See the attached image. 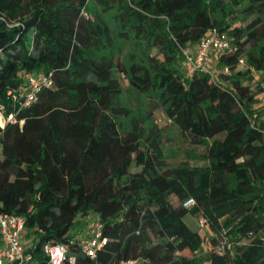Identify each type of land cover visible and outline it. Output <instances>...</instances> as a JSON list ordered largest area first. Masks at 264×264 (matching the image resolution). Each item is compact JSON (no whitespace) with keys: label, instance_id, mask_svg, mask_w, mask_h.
<instances>
[{"label":"trees","instance_id":"trees-1","mask_svg":"<svg viewBox=\"0 0 264 264\" xmlns=\"http://www.w3.org/2000/svg\"><path fill=\"white\" fill-rule=\"evenodd\" d=\"M243 1L258 13L245 26L231 19ZM90 4L113 11L112 26L88 17ZM261 12L264 0H0L4 116L16 110L7 91L24 87L26 73L52 78L0 126V211L24 218L23 236L40 264H50L41 249L47 242L65 244L73 264H264V106L255 107L244 82L264 73ZM211 28L232 36L236 50L218 54L212 74H188L182 49ZM118 41L135 43L143 57L128 67L115 62ZM240 57L246 67L237 66ZM115 71L151 94L191 143L208 146L206 166L166 165L160 136L146 133L120 101ZM189 197L195 203L185 207ZM200 213L204 235L185 221ZM79 215L96 216L108 239L95 258L73 239ZM228 225L230 240L236 233L247 242L208 252ZM150 232L160 241L150 242Z\"/></svg>","mask_w":264,"mask_h":264},{"label":"built area","instance_id":"built-area-1","mask_svg":"<svg viewBox=\"0 0 264 264\" xmlns=\"http://www.w3.org/2000/svg\"><path fill=\"white\" fill-rule=\"evenodd\" d=\"M236 50V45L228 34L219 32L216 28H211L208 33L194 45L192 49L182 50L183 66L188 74L196 70L213 73V56L220 53H232ZM209 62L212 63L209 65ZM238 67H246V61L243 57L238 59ZM224 72H229L227 65L223 66ZM25 86L19 89H9L7 95L11 99L16 110L4 116L3 106L0 105V116L6 122H14L15 114L22 108H25L38 99L39 92L52 86L51 73L28 72L24 75ZM2 125V127L4 126ZM1 156V150H0ZM195 201L192 197L183 201L185 207H191ZM205 219L200 216L199 223L203 225ZM25 221L22 216L0 211V264H40L34 258L33 253L29 250L28 245L22 241ZM102 223L96 217L88 223L87 232L78 233L73 239L78 243L83 254L90 258H95L100 250L105 248L108 239L103 235ZM215 242L206 247L208 252L224 253L234 248L232 242L225 232L221 231L214 234ZM50 264L75 263L76 256L68 252V248L63 243H44L41 247ZM119 264H145L139 258L123 259Z\"/></svg>","mask_w":264,"mask_h":264},{"label":"rangeland","instance_id":"rangeland-1","mask_svg":"<svg viewBox=\"0 0 264 264\" xmlns=\"http://www.w3.org/2000/svg\"><path fill=\"white\" fill-rule=\"evenodd\" d=\"M248 3L243 1L241 4L234 6L231 10L233 16L231 19L235 20V23L241 26H245L253 20L257 19L258 13L256 12H247ZM226 12H229L230 8L228 5L225 7ZM261 18L264 19V12H261ZM87 16L98 21L103 26H112L113 23V11H105L100 6H95L90 4L87 8ZM232 39V36L230 37ZM186 49V48H183ZM182 49V50H183ZM106 52L99 51L109 55V49H106ZM143 49L138 47L135 43L118 41L117 47L113 49V57L115 62H122L128 67L131 63V59L140 60L143 57ZM216 56H213V62H215ZM212 63L209 62V65ZM214 71L218 70L216 66H213ZM115 75L118 78L122 92L120 95V101L128 106L131 109V112L135 118H137L140 126L146 129V133L158 134L160 136V143L163 149L164 160L166 165L169 167L177 166L183 162L187 163L190 166H206L208 161L204 158V154L207 151L206 144H193L191 143L187 136H185L165 115L160 107L157 106L156 100L151 94L140 93L136 91L128 83L127 77H124L120 72L115 71ZM252 79L244 80L245 84H248L251 87V90L256 99L255 107L264 106V73L252 71ZM1 111V110H0ZM128 123L129 120H126ZM4 124V121H3ZM2 124V125H3ZM0 124V126H2ZM217 137H222L218 135ZM211 142V140H208ZM130 170L132 172L139 171L140 167L132 165ZM170 201L174 204H178V200L175 196L171 195L169 197ZM202 214L195 215H186L185 221L193 229L200 231L202 235L208 233V228L203 227L199 223V217ZM96 218L94 215L82 216L79 215L76 218V224L73 228V235L78 233V230L82 233L87 232L88 223L93 221ZM230 228V225L222 229L223 232ZM228 235V234H226ZM149 241L152 243L159 242L160 239L154 232H150ZM232 242L234 244L246 243L247 238H240L236 233H231ZM24 244L29 245L31 243L29 238L22 237ZM203 250V249H202ZM201 252V251H200ZM196 253L197 255L200 253ZM180 255H185L191 257L193 253H190L188 250L179 252Z\"/></svg>","mask_w":264,"mask_h":264},{"label":"bare ground","instance_id":"bare-ground-1","mask_svg":"<svg viewBox=\"0 0 264 264\" xmlns=\"http://www.w3.org/2000/svg\"><path fill=\"white\" fill-rule=\"evenodd\" d=\"M0 124L1 125L3 124V119L1 118V116H0Z\"/></svg>","mask_w":264,"mask_h":264}]
</instances>
